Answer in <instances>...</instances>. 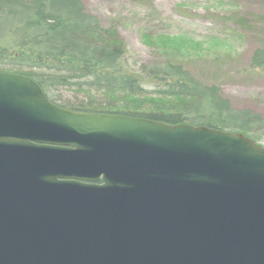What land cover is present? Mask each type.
I'll return each mask as SVG.
<instances>
[{"label": "water", "instance_id": "95a60500", "mask_svg": "<svg viewBox=\"0 0 264 264\" xmlns=\"http://www.w3.org/2000/svg\"><path fill=\"white\" fill-rule=\"evenodd\" d=\"M0 264H264V146L0 72Z\"/></svg>", "mask_w": 264, "mask_h": 264}, {"label": "trees", "instance_id": "16d2710c", "mask_svg": "<svg viewBox=\"0 0 264 264\" xmlns=\"http://www.w3.org/2000/svg\"><path fill=\"white\" fill-rule=\"evenodd\" d=\"M249 21L247 15L235 22ZM127 53L120 32L104 27L83 0H0V71L30 77L51 103L264 138V115L233 107L220 86L196 77L186 62L163 58L133 69ZM249 68L264 73L263 48L252 53ZM63 92L73 100L62 101Z\"/></svg>", "mask_w": 264, "mask_h": 264}, {"label": "rangeland", "instance_id": "374dc122", "mask_svg": "<svg viewBox=\"0 0 264 264\" xmlns=\"http://www.w3.org/2000/svg\"><path fill=\"white\" fill-rule=\"evenodd\" d=\"M83 2L104 27L120 32L131 68L163 58L186 62L196 77L220 86L233 107L264 115V73L249 68L252 53L264 49V0ZM237 14L250 21L238 25Z\"/></svg>", "mask_w": 264, "mask_h": 264}]
</instances>
